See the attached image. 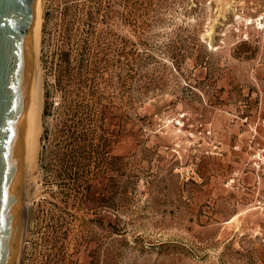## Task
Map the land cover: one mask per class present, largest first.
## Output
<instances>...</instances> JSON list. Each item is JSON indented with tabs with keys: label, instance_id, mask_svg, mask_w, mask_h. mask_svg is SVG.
Listing matches in <instances>:
<instances>
[{
	"label": "rangeland",
	"instance_id": "1",
	"mask_svg": "<svg viewBox=\"0 0 264 264\" xmlns=\"http://www.w3.org/2000/svg\"><path fill=\"white\" fill-rule=\"evenodd\" d=\"M41 6L20 264H264V0Z\"/></svg>",
	"mask_w": 264,
	"mask_h": 264
},
{
	"label": "water",
	"instance_id": "2",
	"mask_svg": "<svg viewBox=\"0 0 264 264\" xmlns=\"http://www.w3.org/2000/svg\"><path fill=\"white\" fill-rule=\"evenodd\" d=\"M36 0H0V264H11L20 205L28 35Z\"/></svg>",
	"mask_w": 264,
	"mask_h": 264
},
{
	"label": "bare ground",
	"instance_id": "3",
	"mask_svg": "<svg viewBox=\"0 0 264 264\" xmlns=\"http://www.w3.org/2000/svg\"><path fill=\"white\" fill-rule=\"evenodd\" d=\"M34 12L33 25L27 39L28 55L22 136L19 220L11 264H20L25 240L28 206L34 197L33 189L38 181L39 173L44 100L43 71L39 60L42 38L41 0L35 1Z\"/></svg>",
	"mask_w": 264,
	"mask_h": 264
},
{
	"label": "trees",
	"instance_id": "4",
	"mask_svg": "<svg viewBox=\"0 0 264 264\" xmlns=\"http://www.w3.org/2000/svg\"><path fill=\"white\" fill-rule=\"evenodd\" d=\"M45 101H44V106H43V116L46 117L50 108V104L48 102L49 100V92L46 91L44 95Z\"/></svg>",
	"mask_w": 264,
	"mask_h": 264
}]
</instances>
